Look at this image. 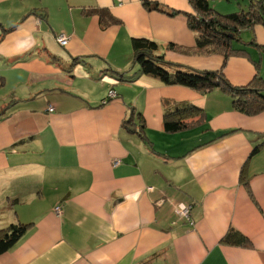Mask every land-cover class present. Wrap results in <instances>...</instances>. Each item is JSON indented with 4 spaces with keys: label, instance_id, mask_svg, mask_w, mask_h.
Listing matches in <instances>:
<instances>
[{
    "label": "crops",
    "instance_id": "0c3cea01",
    "mask_svg": "<svg viewBox=\"0 0 264 264\" xmlns=\"http://www.w3.org/2000/svg\"><path fill=\"white\" fill-rule=\"evenodd\" d=\"M149 1L193 12L189 0ZM93 9L120 22L103 29ZM244 33L258 46L228 59L235 86L251 82L256 60L264 78V23ZM131 37L157 41L170 63L223 64L192 51L184 14L142 0H0V229L31 224L0 264H264V146L251 155L264 111L142 74ZM107 89L116 97L104 102ZM183 103L201 107L205 123L166 131L164 114ZM180 202L194 225L176 213Z\"/></svg>",
    "mask_w": 264,
    "mask_h": 264
},
{
    "label": "trees",
    "instance_id": "16d2710c",
    "mask_svg": "<svg viewBox=\"0 0 264 264\" xmlns=\"http://www.w3.org/2000/svg\"><path fill=\"white\" fill-rule=\"evenodd\" d=\"M142 2L148 10H159L173 16L184 14L189 27L196 33V45L192 51L201 54L206 51V55L220 54L223 57L221 69L197 70L166 61L164 55L158 53L157 41L146 37H133V57L142 74L154 76L165 84L185 85L203 92L220 89L231 99L235 109L247 115H256L264 111V78L258 74L260 61H253L257 73L250 83L242 86L233 85L223 70L231 56L249 55L248 47L258 46L253 38L246 37L244 31L264 23V0H250L247 10L241 9L230 13H219L212 4L210 5L209 0H189L193 12L169 9L156 1ZM90 12L99 15L103 29L120 22V19L108 10L93 9ZM169 47L186 51L173 43L169 44ZM202 111L204 110L201 107L191 103L177 105L164 114V128L168 132L187 129L189 123L187 120ZM139 119L141 123L144 122L141 114ZM142 132L140 129L139 133ZM263 146L264 140L254 147L251 155L258 153ZM241 181L249 189L246 165L241 171ZM30 225L17 223L0 229V254L11 249ZM230 236L231 233L223 238V241L230 242Z\"/></svg>",
    "mask_w": 264,
    "mask_h": 264
},
{
    "label": "rangeland",
    "instance_id": "374dc122",
    "mask_svg": "<svg viewBox=\"0 0 264 264\" xmlns=\"http://www.w3.org/2000/svg\"><path fill=\"white\" fill-rule=\"evenodd\" d=\"M210 1V5L212 4V6L219 12V13H230V12H234V11H240L241 9L243 10H247L250 4V0H209ZM130 47H132V37H131V41H130ZM133 50V48L127 50L130 51ZM125 52V51H124ZM203 55H206L207 52L204 51V53H202ZM211 55V54H210ZM262 70L264 71V62L262 64ZM75 80V81H74ZM71 85L73 86H77L80 89H86L87 90V95H90L92 97H97L96 99L98 100L100 95L97 94H93L94 91H90V88H85L83 86V84H81V81H77L76 78H74L71 82ZM123 88V87H122ZM105 94L107 95V97L104 99V102H107V100L109 98L113 99L114 97H116V93H114L115 91H111L109 89L104 91ZM203 92V91H202ZM211 92V90H208L205 93ZM83 92L80 91V95H84ZM97 93V92H96ZM92 94V95H91ZM86 95V94H85ZM95 99V98H93ZM50 106L53 105H49L48 109L50 111H53L50 109ZM54 107V106H53ZM202 112L197 113L196 116H192V118L188 119L187 121H189L188 123V128L194 129L197 128L201 125H203L205 123V114ZM140 140H142L143 137L139 136ZM179 216V215H178ZM180 217V216H179Z\"/></svg>",
    "mask_w": 264,
    "mask_h": 264
},
{
    "label": "built area",
    "instance_id": "2783aa9c",
    "mask_svg": "<svg viewBox=\"0 0 264 264\" xmlns=\"http://www.w3.org/2000/svg\"><path fill=\"white\" fill-rule=\"evenodd\" d=\"M69 39H70L69 36H67L64 33L58 34L56 36V41L61 46H67V44L69 43ZM50 109L54 110V107L50 106ZM175 210H176V213L182 219H184L186 222L191 223V224L194 225V220H193L192 215H191L192 206L190 204L184 203V202H180L179 204L176 205ZM55 211L57 213H60L61 212V206L55 207Z\"/></svg>",
    "mask_w": 264,
    "mask_h": 264
}]
</instances>
